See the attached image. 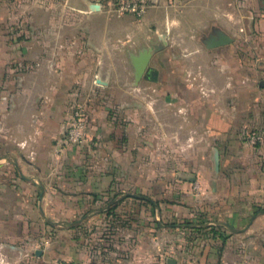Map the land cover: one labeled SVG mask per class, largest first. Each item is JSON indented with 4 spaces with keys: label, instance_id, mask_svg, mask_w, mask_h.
Returning <instances> with one entry per match:
<instances>
[{
    "label": "rangeland",
    "instance_id": "obj_1",
    "mask_svg": "<svg viewBox=\"0 0 264 264\" xmlns=\"http://www.w3.org/2000/svg\"><path fill=\"white\" fill-rule=\"evenodd\" d=\"M86 1V13L69 7ZM187 2L0 0V17L10 20L5 41L28 53L9 64L12 91L37 78L57 101L38 104L37 112L60 120L50 171L20 170L29 184L12 190L30 197L31 210L40 206L41 217L30 218L35 227L20 242L0 245V264H74L69 223L81 225L83 215L97 210L102 223L93 228L99 236L92 245L132 231L138 264H199V253L212 264L208 254L233 233L224 223L238 230L264 215L253 218L264 210V5L220 0L233 9L232 24L201 27L193 11L182 12ZM217 31L233 41L208 49ZM145 45L159 50L150 63L157 77L135 82L133 58ZM211 112L222 121L219 129L233 130L231 137L210 134ZM18 158L11 153L0 177H19L10 163ZM183 194L207 198L191 207ZM241 204L249 208L245 217ZM181 208L192 218H179ZM250 233L251 242L264 244V231ZM77 234L80 240L82 230Z\"/></svg>",
    "mask_w": 264,
    "mask_h": 264
},
{
    "label": "crops",
    "instance_id": "obj_2",
    "mask_svg": "<svg viewBox=\"0 0 264 264\" xmlns=\"http://www.w3.org/2000/svg\"><path fill=\"white\" fill-rule=\"evenodd\" d=\"M226 4H221L220 0H188L187 4L182 5L183 9L180 8L183 13L194 12L192 15L197 26L203 27L206 23L218 22L221 26L227 27L232 24L233 9L228 8ZM89 5V2L86 1L77 4L70 3L69 7L86 13ZM1 6H3V3H0V8H2ZM169 13L168 11L164 18L168 26L171 25L170 21L172 19ZM9 22V18L0 17V151L6 152L0 156V172L5 169L6 164L9 163L11 153L14 152L19 154V158L10 163L17 171L19 179L0 177V245L2 246L20 242L31 232V228L35 227L34 221L30 222V218L37 219L41 217L40 206L31 210L27 205L28 200L31 201L30 197L12 190L17 187V191H19L18 187H23L28 183L27 176L23 174L26 169L32 168L40 172L50 171L52 163L57 160L55 150H57L58 145V124L60 121L50 111H45L43 114L37 112V105H42L43 102L49 106L57 105V101L50 96L49 89L42 88L39 80H36L37 78L32 81V78L29 77L28 80L22 82L20 89L12 91L14 85L10 74H12L13 66H9V64L13 59L20 60V58H24L28 53L23 47L19 51L9 46L5 41L7 37L4 32ZM153 38H157V36ZM259 86L264 88V82H259ZM28 110L32 113L31 117L27 113ZM218 119L217 114L211 112L205 120V123L210 125V134H213L216 139L223 136L231 137L233 130L219 129L218 127L222 125V121ZM225 126L227 125L225 124ZM52 182L51 179H48L44 184V202L49 197L47 187ZM95 185L99 186V183ZM248 187L246 184L243 185L242 192L248 194L250 192ZM205 188L206 185H203V190ZM217 188H220L219 184ZM92 192L94 191H87L91 194ZM183 196L188 202L185 204L191 207L193 206V200L196 201L198 197L201 199L207 198L203 194L198 195V197L188 196L187 194H183ZM249 198L250 196L247 195L245 199L249 200ZM240 209V215L245 217L249 208L242 205ZM176 210H178L176 212H178L181 219L193 215L181 211L183 208ZM74 213L72 208L69 209V217L73 218ZM83 218L81 225L74 221L69 223V259L74 264H138L139 242L136 233L133 232L132 234V231H129L127 233L129 238L125 236L124 239H121L120 236L122 235L119 234V236H116L119 239L112 242V244L98 242L97 245H92L94 237L99 236L98 233H94L93 228L95 225L99 226L102 223L100 210L91 211L88 216L83 215ZM131 226H127L128 229ZM246 226L238 229L242 230V233L226 235V240L219 243V245L217 244L219 246L218 253L208 254L209 261L212 264H264V244L250 241V232L258 234L260 231H264V215L258 216L250 226ZM80 229L82 230V236L79 240L77 233ZM151 246L150 243V248ZM208 250L214 251L212 247L209 249L206 247L205 251ZM205 254L207 255V253ZM202 256L203 254L199 253V264H205V258Z\"/></svg>",
    "mask_w": 264,
    "mask_h": 264
},
{
    "label": "water",
    "instance_id": "obj_3",
    "mask_svg": "<svg viewBox=\"0 0 264 264\" xmlns=\"http://www.w3.org/2000/svg\"><path fill=\"white\" fill-rule=\"evenodd\" d=\"M262 3L264 5V0H262ZM97 8H98V6H97ZM232 41H233V39L231 37H229L228 35H226L225 33L221 32V31H217L216 35L214 37H210L206 41L205 46L208 49H213V48H217V47H221V46L227 45V44L231 43ZM152 43H153V41H152ZM151 45L150 46L145 45V49L137 57L133 58V68H134L133 78H134L135 82L139 81V80H141L143 78H146L149 75H152L153 76L152 80H155V75H157V71L150 67V63H151L153 57L156 54H158L159 50H157V51L152 53L151 52ZM214 156H215V167H216L217 164H218V162H217L218 161L217 153H215ZM211 189H212V191L215 190L214 183L212 184ZM42 195H43V188L39 186V199H41ZM260 213L264 214V210L255 213L253 215V218H255V216H257ZM223 225L226 228H228L233 233H237V232H241L242 231V230L235 229L234 227H232L231 225H229L227 223H224ZM247 226H249V224ZM167 264H175V261L173 259H169L167 261Z\"/></svg>",
    "mask_w": 264,
    "mask_h": 264
},
{
    "label": "built area",
    "instance_id": "obj_4",
    "mask_svg": "<svg viewBox=\"0 0 264 264\" xmlns=\"http://www.w3.org/2000/svg\"><path fill=\"white\" fill-rule=\"evenodd\" d=\"M130 6L129 5H127V6H120V9H127V8H129ZM132 10H136V6L135 5H133L132 7ZM140 10H142V9H140Z\"/></svg>",
    "mask_w": 264,
    "mask_h": 264
},
{
    "label": "flooded vegetation",
    "instance_id": "obj_5",
    "mask_svg": "<svg viewBox=\"0 0 264 264\" xmlns=\"http://www.w3.org/2000/svg\"><path fill=\"white\" fill-rule=\"evenodd\" d=\"M152 77H153L152 75H149V76H147L146 78L152 80ZM156 77H157V75H155V78H156Z\"/></svg>",
    "mask_w": 264,
    "mask_h": 264
},
{
    "label": "trees",
    "instance_id": "obj_6",
    "mask_svg": "<svg viewBox=\"0 0 264 264\" xmlns=\"http://www.w3.org/2000/svg\"><path fill=\"white\" fill-rule=\"evenodd\" d=\"M192 218V216L191 217H189V218H187V219H191Z\"/></svg>",
    "mask_w": 264,
    "mask_h": 264
}]
</instances>
